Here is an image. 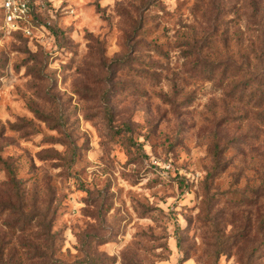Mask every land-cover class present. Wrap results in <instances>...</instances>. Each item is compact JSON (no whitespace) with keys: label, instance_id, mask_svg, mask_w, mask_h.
<instances>
[{"label":"rangeland","instance_id":"rangeland-1","mask_svg":"<svg viewBox=\"0 0 264 264\" xmlns=\"http://www.w3.org/2000/svg\"><path fill=\"white\" fill-rule=\"evenodd\" d=\"M38 1L0 16V264H264V0Z\"/></svg>","mask_w":264,"mask_h":264},{"label":"built area","instance_id":"built-area-1","mask_svg":"<svg viewBox=\"0 0 264 264\" xmlns=\"http://www.w3.org/2000/svg\"><path fill=\"white\" fill-rule=\"evenodd\" d=\"M38 0H0L2 26L8 32H21L25 37H31L36 29L32 11Z\"/></svg>","mask_w":264,"mask_h":264},{"label":"trees","instance_id":"trees-1","mask_svg":"<svg viewBox=\"0 0 264 264\" xmlns=\"http://www.w3.org/2000/svg\"><path fill=\"white\" fill-rule=\"evenodd\" d=\"M33 13V11H32ZM0 16H1V11H0ZM1 21H2V18H1ZM11 33H14V34H18V35H21V36H24L21 32H11ZM25 37V36H24ZM262 94H260V98H262V95L264 96V90L261 91ZM262 100V99H260ZM40 118L44 119V120H49L50 119V116L48 115H43L39 112L36 113Z\"/></svg>","mask_w":264,"mask_h":264}]
</instances>
